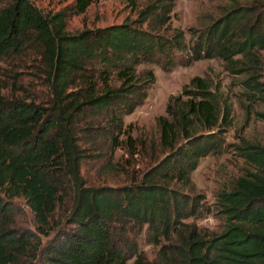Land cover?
<instances>
[{
  "label": "trees",
  "instance_id": "trees-1",
  "mask_svg": "<svg viewBox=\"0 0 264 264\" xmlns=\"http://www.w3.org/2000/svg\"><path fill=\"white\" fill-rule=\"evenodd\" d=\"M91 1L44 11L32 0H0V62L36 53L45 89L33 94L17 73L0 70V264H264V142L238 137L251 168L219 188L211 206L182 188L197 158L221 147L230 123L231 101L219 83L194 74L168 96L156 117L163 155L152 153L138 180L85 185L80 172L93 157L88 143L100 137L110 152L121 134L130 152L145 146L122 120L154 79L150 68L136 70L141 61L168 68L219 56L231 71H248L244 90L264 92V0L232 3L190 44L181 29L159 31L173 0H148L134 18L67 30L69 14ZM255 113L264 119V108ZM17 199L33 228L16 221ZM203 212L222 218L220 230L185 221ZM142 229L158 245L150 259L137 247Z\"/></svg>",
  "mask_w": 264,
  "mask_h": 264
},
{
  "label": "rangeland",
  "instance_id": "rangeland-1",
  "mask_svg": "<svg viewBox=\"0 0 264 264\" xmlns=\"http://www.w3.org/2000/svg\"><path fill=\"white\" fill-rule=\"evenodd\" d=\"M42 10H55L69 0H32ZM148 0H136L132 5L125 0H92L81 13H71L66 19V29L76 31L84 27L100 26L134 18L137 9ZM250 0H173L169 12V20L160 32L169 35L173 29H181L184 41L190 44L196 32L203 29L212 19L217 17L229 5L235 2L245 3ZM144 26V25H143ZM142 26V27H143ZM195 30V32H193ZM187 52V51H186ZM259 64L264 75V48L259 52ZM179 56V53L176 55ZM6 66V68H4ZM137 71L150 68L154 79L146 90L143 99L129 113L122 115L123 124H131L130 133L135 139L144 140V147L134 145L130 152L125 136L120 135V143L112 152L108 149V141L104 138L88 143V158L80 167L85 185H122L141 177L143 171L152 164L153 155L163 154L158 145L159 128L157 115L165 114L164 107L170 94H176L181 86L194 75L208 78L219 83L223 93L231 101L230 123L222 133V145L215 151H209L197 158L196 166L189 172V184L182 187L189 194L199 193L202 207L212 205L214 193L222 187L229 186L232 180L242 174L251 164L238 153L235 145L238 137L264 142V119L257 117L255 111L264 108V100L250 89H243L240 81L248 75V71L237 73L230 70L219 56L205 57L190 63H174L168 68L155 62L141 61L136 65ZM15 72L23 86L33 94L44 93L41 85L40 67L36 53L19 57L9 64L0 62V70ZM12 69V71H10ZM1 73V71H0ZM7 88H11L8 85ZM138 143V142H137ZM17 205L16 221L33 228L31 213L20 199ZM185 221H193L201 231H218L223 220L213 212H203L198 217H188ZM44 239V237H42ZM137 247L150 259L157 249V244L148 242L144 230L136 236Z\"/></svg>",
  "mask_w": 264,
  "mask_h": 264
}]
</instances>
